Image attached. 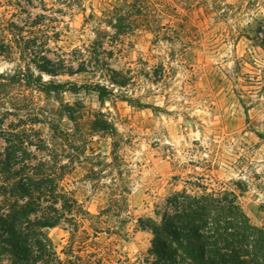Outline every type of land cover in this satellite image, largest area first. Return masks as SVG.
Here are the masks:
<instances>
[{"label": "rangeland", "instance_id": "374dc122", "mask_svg": "<svg viewBox=\"0 0 264 264\" xmlns=\"http://www.w3.org/2000/svg\"><path fill=\"white\" fill-rule=\"evenodd\" d=\"M62 1L0 0V25L46 14L54 57L53 51L93 38V16L113 52L110 67L130 79L125 87L112 86L117 96L105 103L84 88L55 95L8 88L54 113L69 133L67 181L86 214L76 228L62 222L43 229L61 259L146 264L154 257L150 227L160 221L168 196L183 188L233 191L251 224L264 231V0H150L133 10L139 23L118 41L104 15H126L123 0H81L71 8ZM17 57L0 51V73L22 68ZM50 78L78 86L105 82L90 71L43 74ZM99 111L113 135L92 131ZM6 113L0 103V127L15 117ZM35 127L49 134L45 123Z\"/></svg>", "mask_w": 264, "mask_h": 264}, {"label": "trees", "instance_id": "16d2710c", "mask_svg": "<svg viewBox=\"0 0 264 264\" xmlns=\"http://www.w3.org/2000/svg\"><path fill=\"white\" fill-rule=\"evenodd\" d=\"M80 2L62 1L68 8ZM142 4L149 7L151 2L123 0L122 6L130 8L126 15L112 17L113 10L105 13L116 41L139 23L132 13ZM90 18L94 19L93 38L68 52L53 51L54 57L48 55L52 51L48 47L50 25L45 22L51 18L46 14L34 19L9 18L0 25V51L10 58L17 54L22 63L12 74L0 73L1 106L15 116L8 126L0 127V260L9 264H86L80 257L62 260L43 230L62 222L76 228L86 214L67 181L71 167L64 146L69 133L55 122L54 113L23 93L13 95L8 88L17 85L47 95L84 88L95 91L101 103L116 97L112 86L125 87L130 77L110 67L113 52L104 46L99 22ZM261 41L264 46V34ZM83 71L99 73L105 82L78 86L43 79V74L55 77ZM120 96L137 107H147L130 96ZM38 123L47 125V136L35 127ZM91 129L111 135L116 131L101 111L91 121ZM160 218L150 227L154 238L149 253L154 257L147 258L146 264H264V231L251 224L233 191H174Z\"/></svg>", "mask_w": 264, "mask_h": 264}]
</instances>
